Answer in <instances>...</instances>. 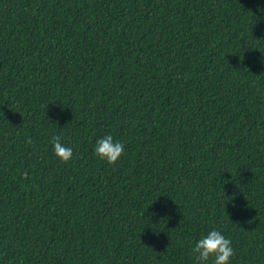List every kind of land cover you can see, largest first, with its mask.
Instances as JSON below:
<instances>
[{"label":"trees","instance_id":"1","mask_svg":"<svg viewBox=\"0 0 264 264\" xmlns=\"http://www.w3.org/2000/svg\"><path fill=\"white\" fill-rule=\"evenodd\" d=\"M212 229L264 264V0H0V264H196Z\"/></svg>","mask_w":264,"mask_h":264},{"label":"clouds","instance_id":"2","mask_svg":"<svg viewBox=\"0 0 264 264\" xmlns=\"http://www.w3.org/2000/svg\"><path fill=\"white\" fill-rule=\"evenodd\" d=\"M27 143H32L29 138ZM53 151L56 157L67 163L72 159L73 149L61 142L60 135L52 136ZM95 155L109 164H115L125 152V144L114 140L111 134L96 140L94 145ZM246 198V197H245ZM196 264H208L212 258V264H229L234 256V249L230 239L221 231L212 229L207 235L202 236L191 248Z\"/></svg>","mask_w":264,"mask_h":264}]
</instances>
